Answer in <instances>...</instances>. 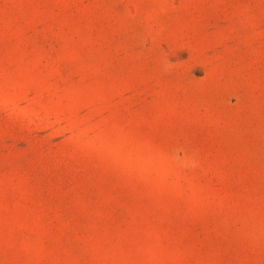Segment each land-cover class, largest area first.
Here are the masks:
<instances>
[{
  "label": "rangeland",
  "instance_id": "obj_1",
  "mask_svg": "<svg viewBox=\"0 0 264 264\" xmlns=\"http://www.w3.org/2000/svg\"><path fill=\"white\" fill-rule=\"evenodd\" d=\"M0 264H264V0H0Z\"/></svg>",
  "mask_w": 264,
  "mask_h": 264
}]
</instances>
